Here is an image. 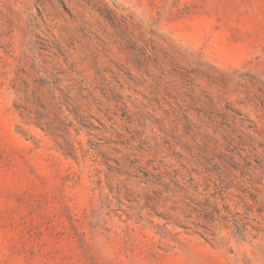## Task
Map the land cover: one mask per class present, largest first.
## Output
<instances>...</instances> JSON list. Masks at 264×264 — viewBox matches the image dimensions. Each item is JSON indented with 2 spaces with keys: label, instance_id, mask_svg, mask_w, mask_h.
<instances>
[{
  "label": "rangeland",
  "instance_id": "374dc122",
  "mask_svg": "<svg viewBox=\"0 0 264 264\" xmlns=\"http://www.w3.org/2000/svg\"><path fill=\"white\" fill-rule=\"evenodd\" d=\"M0 264H264V0H0Z\"/></svg>",
  "mask_w": 264,
  "mask_h": 264
}]
</instances>
